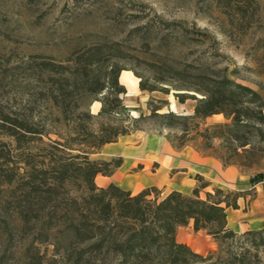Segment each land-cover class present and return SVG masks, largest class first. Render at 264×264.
Masks as SVG:
<instances>
[{"label": "trees", "instance_id": "trees-1", "mask_svg": "<svg viewBox=\"0 0 264 264\" xmlns=\"http://www.w3.org/2000/svg\"><path fill=\"white\" fill-rule=\"evenodd\" d=\"M251 3L236 4L234 14L239 22L248 20ZM113 46L85 48L74 53L66 66L40 62L39 71L45 75L41 81L47 88L39 96L50 107L42 104L41 109L51 111L41 112L36 122L3 117L8 123L7 136L21 151L5 185L10 210L24 238L29 239L26 264H264V229L236 233L227 226V209L238 210L242 199L246 211L255 199L254 185L260 180L254 177L247 190L214 187L203 198L200 192L209 184L198 175L190 194L170 191L162 195L156 187L133 194L112 183L96 185V176H111L122 158L92 156L106 144L140 131L138 124L145 118L141 114L130 117L122 102L127 90L119 76L124 69L117 62L121 58L112 54ZM172 61L149 64L152 78L134 72L138 89L168 94L176 84L174 90L182 91L174 94L180 104L188 99L196 102L192 114L159 113L166 101L151 98L147 117L156 119L162 129L176 131L167 138L173 149L190 147L218 160L223 168L234 167L240 173L251 170L256 154L264 152L260 95L227 77L225 68L212 69L209 62ZM80 99L85 100L82 108ZM95 102L100 106L93 114L90 106ZM215 115L225 121L208 124L207 119ZM97 119L101 122L95 123ZM190 222L194 232L203 231L215 242V250L198 254L176 241L177 229ZM58 234L67 240L64 250L51 242ZM43 244L52 246L51 258L35 246Z\"/></svg>", "mask_w": 264, "mask_h": 264}, {"label": "rangeland", "instance_id": "rangeland-1", "mask_svg": "<svg viewBox=\"0 0 264 264\" xmlns=\"http://www.w3.org/2000/svg\"><path fill=\"white\" fill-rule=\"evenodd\" d=\"M246 1H252L248 20L239 22L234 14L235 6ZM263 42L264 0H232L231 5L215 0H0V264L27 263L25 250L29 239L24 238L19 221L10 210L5 185L10 167L18 164L21 151L7 136L8 123L3 117L29 118L36 122L44 111L42 104L50 108L39 96L40 90L47 88L41 81L45 75L39 71L40 62L66 66L76 52L97 44L110 47L116 43L112 54L121 58L117 59L124 69L120 74L127 72L136 82L135 87H130L119 79L127 90L121 96L122 102L130 117L138 118L140 114L145 117L138 124L137 137L133 138L134 145L141 144L142 150L149 154L141 158H146L144 163L151 171L161 164V171L171 175L175 171L186 172L189 167L191 176L194 166L199 165V158L190 147L181 150L168 147L167 138L176 131L162 129L156 119H149L147 102L151 98L165 100L159 113L172 111L178 115L192 114L196 102L188 99L180 104L174 97L175 93L182 92L174 90L176 84L167 86L168 94L140 91L139 78L134 72L152 78L149 64L173 63L172 60L195 65L209 62L212 69L225 68L231 80L256 91L264 103ZM81 93L78 91V96ZM78 104L82 108L85 100L80 99ZM99 106L93 103L90 111L96 114ZM72 109L73 103L69 112ZM224 121L222 115H215L206 122ZM99 122L100 119L95 121ZM253 162L252 169L232 184L238 190H245L249 188L247 180L254 177L261 183L256 184L255 191L262 194L264 152L256 154ZM178 178H182V183L186 181L183 173H178ZM245 207L246 202L242 205ZM51 242H57L61 250L67 247V240L59 234ZM197 242L208 244L209 239L202 234ZM195 245L192 243L196 249ZM35 246L47 258L52 257L51 245ZM261 256L264 261V254Z\"/></svg>", "mask_w": 264, "mask_h": 264}, {"label": "crops", "instance_id": "crops-1", "mask_svg": "<svg viewBox=\"0 0 264 264\" xmlns=\"http://www.w3.org/2000/svg\"><path fill=\"white\" fill-rule=\"evenodd\" d=\"M125 74V76L120 74L119 79L122 81V84L125 86L129 85L130 87H135L136 82L133 80L132 76L127 72H125ZM136 133L120 137L116 143L106 144L102 147L100 153L95 155L96 159L101 160H109L113 157L122 158L121 166L117 168L111 176H96L95 183L99 187H106L112 183L125 191H130L133 194L149 187L158 188L162 191V195H165L170 191H178L183 194H190L197 186V182L194 177L198 175L203 179L204 182L209 184V186L206 187L204 191L200 192L201 198H203L204 192H207L214 187L223 190H238L232 183L237 182L238 179L242 177V173H240L234 167L223 168L218 160L211 157H203L191 148L190 149L200 160L199 165L194 166L195 170L193 175L189 176V167H187L186 172L175 171L171 175H168L167 172L161 171V164L157 169L151 171L144 163L146 158H141V155L146 154V152L142 150L141 144L136 143V145H134L135 142L133 138L137 137ZM168 147L172 149L170 143H168ZM145 156H149V154H146ZM178 173H183L186 175V181L184 183H182V178H178ZM259 184L261 183L259 182ZM257 185H254V190ZM263 185L264 181L262 182V194L256 193L255 199L249 202L250 207H248L246 211H244L242 208L244 203L242 199L238 201V210L227 209V226L234 232L242 233L247 230L264 229ZM247 186H249V188L251 187L250 178L247 180ZM258 202L259 204H257ZM202 234L209 239L208 244L204 242L195 243V240ZM175 238L177 242L187 244L194 252L198 254H205L207 251L216 249L215 242L209 236H207L205 232L193 231L191 222L186 227H179L176 231ZM192 243L196 244L195 247H197L196 249L198 250L193 248ZM204 247L206 250H200Z\"/></svg>", "mask_w": 264, "mask_h": 264}, {"label": "bare ground", "instance_id": "bare-ground-1", "mask_svg": "<svg viewBox=\"0 0 264 264\" xmlns=\"http://www.w3.org/2000/svg\"><path fill=\"white\" fill-rule=\"evenodd\" d=\"M126 74L124 73L123 76H125Z\"/></svg>", "mask_w": 264, "mask_h": 264}]
</instances>
